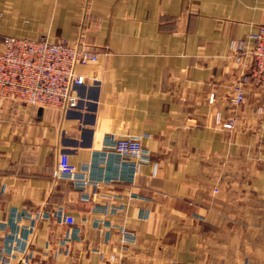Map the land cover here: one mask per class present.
<instances>
[{
  "label": "crops",
  "instance_id": "obj_1",
  "mask_svg": "<svg viewBox=\"0 0 264 264\" xmlns=\"http://www.w3.org/2000/svg\"><path fill=\"white\" fill-rule=\"evenodd\" d=\"M260 24L264 0H0V45L66 39L98 54L76 67L73 108L0 99V264H264V83L230 50ZM121 136L141 139L139 163L117 159ZM61 153L106 180L57 178Z\"/></svg>",
  "mask_w": 264,
  "mask_h": 264
},
{
  "label": "built area",
  "instance_id": "obj_2",
  "mask_svg": "<svg viewBox=\"0 0 264 264\" xmlns=\"http://www.w3.org/2000/svg\"><path fill=\"white\" fill-rule=\"evenodd\" d=\"M250 42L252 47L248 46ZM231 52L238 59L244 54L250 53L253 61V70L250 79L257 83H264V24L246 39H234L231 41ZM98 60V54L93 52L81 41L69 42L66 39L50 41L45 38L38 40L7 36L0 45V99L8 101H19L25 104L52 107L66 110L78 104L75 95V87L84 83L85 76L77 72L79 64H89ZM249 78L244 76L237 83L231 100L240 104L245 99L244 83ZM225 128H233L234 123L226 121ZM115 153L119 160L126 157L134 159L139 163L145 156V150L139 137L121 136L116 140ZM56 177L66 178L77 185L99 184L101 179L91 174L90 163L80 166L73 164L67 153H61L56 167ZM84 198H90V193L83 192ZM119 209V206L112 207ZM15 212V214H14ZM15 221L23 218L24 212L13 211ZM37 218H42L43 213L38 211ZM65 222L74 224L72 215L65 217ZM5 243L8 247H15L14 237H7ZM121 239L126 243H136L138 240L136 232L128 227H122ZM24 252L29 251V246L22 247ZM117 259L112 254L110 261ZM8 264H12L9 260Z\"/></svg>",
  "mask_w": 264,
  "mask_h": 264
},
{
  "label": "rangeland",
  "instance_id": "obj_3",
  "mask_svg": "<svg viewBox=\"0 0 264 264\" xmlns=\"http://www.w3.org/2000/svg\"><path fill=\"white\" fill-rule=\"evenodd\" d=\"M247 41H249V38L248 39H246ZM252 44L250 43V42H248V46L249 47H252L251 46ZM230 50H231V48H230ZM232 53V52H231ZM249 55H250V53H248ZM232 55H233V53H232ZM234 56V55H233ZM236 57V56H235ZM252 70H253V68H252ZM240 82V81H239ZM238 82V83H239ZM246 83V82H245ZM237 85V84H236ZM236 85H235V87H236ZM234 87V88H235ZM243 87H244V85H243ZM212 97H213V95H211ZM235 104V103H234ZM235 105H238V104H235ZM226 121H231V122H233L234 123V126H235V124L237 123V121H238V116L237 115H230V116H228V118L226 119ZM226 121H224V122H226ZM219 122H221V119H220V117H218V123ZM223 122V123H224ZM215 191H217V189H215ZM14 211H18V210H14ZM14 214H15V212H14ZM8 237V236H7ZM7 237H5V239H4V242L7 240V239H9V238H7ZM6 244V243H5ZM6 246H7V244H6ZM204 264V263H203Z\"/></svg>",
  "mask_w": 264,
  "mask_h": 264
}]
</instances>
